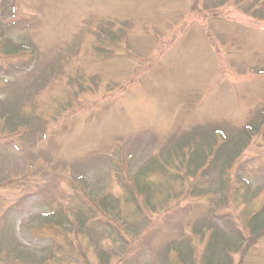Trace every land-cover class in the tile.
I'll list each match as a JSON object with an SVG mask.
<instances>
[{"label": "rangeland", "instance_id": "obj_1", "mask_svg": "<svg viewBox=\"0 0 264 264\" xmlns=\"http://www.w3.org/2000/svg\"><path fill=\"white\" fill-rule=\"evenodd\" d=\"M261 211L264 0H0V264H264Z\"/></svg>", "mask_w": 264, "mask_h": 264}, {"label": "trees", "instance_id": "obj_2", "mask_svg": "<svg viewBox=\"0 0 264 264\" xmlns=\"http://www.w3.org/2000/svg\"><path fill=\"white\" fill-rule=\"evenodd\" d=\"M15 118H17V117L11 116V119L13 121V122H11L9 120L10 116L7 117V119H8L7 123L11 124L13 127H16L17 122H16ZM17 120H19V119H17ZM19 121H21V120H19ZM251 126L253 128V125H251ZM240 138H241V141L243 142L242 144H245L247 142V140L249 139V136L244 134V135H240ZM236 140H233V137H230L228 144H226L225 149H222V151L226 150L228 148L226 150V153L229 154V156L233 155L235 152L232 150V148H233V143H235ZM214 142H215L214 138H207L206 141L204 140L201 147H198L194 150H191L190 152H189V150H187L188 151L187 152V151H185L186 150L185 148L189 145V138H187L185 143H177V146H178L177 148L181 149L182 152L180 154L177 153L175 155H176V157L181 156L183 159H186L187 162L189 160V164L191 162L193 163L194 161L195 162L205 161L206 159H208L207 157L209 156V154L215 153V151H216V150L214 151V147H215ZM180 144H186V145L183 147V146H180ZM175 153H176V150H175ZM150 169H151V167L147 166L141 172H138L137 174H135L136 180H134V184L136 186H138V188L136 187L137 191L138 192H145L147 198H149L148 196H149L150 190H153V187H152L153 183L151 181H147V180L143 179L142 175H144ZM140 176H142V182H140L138 180L140 178ZM131 196H132V199L134 200L136 194L131 193ZM102 204H105V202L103 200L101 201V205ZM59 220H61V218ZM61 223H62V220H61ZM250 225H252V228L257 230L256 231L257 236L263 235L264 234V212L261 211L260 213L255 215L252 218ZM219 227H220V225H219ZM220 228L222 229V227H220ZM226 228L230 229V227H226ZM222 230H224V229H222ZM226 233H228V231ZM232 236L237 237V234L232 233ZM176 252H177V257L179 258L181 264L182 263L183 264H193V256L191 253L190 254L188 253L189 252L188 247L184 248L183 246H180L179 248L176 249Z\"/></svg>", "mask_w": 264, "mask_h": 264}]
</instances>
